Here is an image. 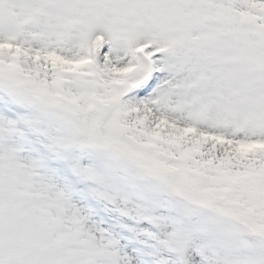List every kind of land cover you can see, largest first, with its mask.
<instances>
[{"label": "snow or ice", "instance_id": "6c2138e0", "mask_svg": "<svg viewBox=\"0 0 264 264\" xmlns=\"http://www.w3.org/2000/svg\"><path fill=\"white\" fill-rule=\"evenodd\" d=\"M0 264H264V0H0Z\"/></svg>", "mask_w": 264, "mask_h": 264}]
</instances>
